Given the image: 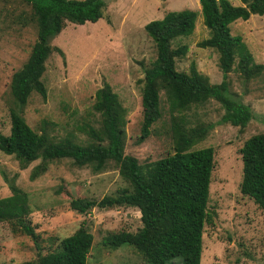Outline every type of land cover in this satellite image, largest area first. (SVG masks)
Listing matches in <instances>:
<instances>
[{
  "label": "rangeland",
  "instance_id": "374dc122",
  "mask_svg": "<svg viewBox=\"0 0 264 264\" xmlns=\"http://www.w3.org/2000/svg\"><path fill=\"white\" fill-rule=\"evenodd\" d=\"M102 1V15L95 22H66L51 39L50 44L61 51H52L44 61L41 81L46 89L45 98L32 92L21 115L33 131L39 133L42 127L51 141L72 134L73 140L83 142L88 139L80 127L99 126V115L92 104L95 91L107 84L126 111L123 153L135 157L139 163L159 159L173 152L169 112L162 90L159 119L142 142H135L141 124L144 70L155 58L154 45L143 25L161 18L167 10H195L192 33L171 41V47L187 46L184 56L175 59V69L188 72L192 63L209 83H219L222 74L216 53L197 46L198 41L208 36L198 13V0ZM229 1L241 4L240 0ZM29 13L30 5L24 0H0L1 134L8 133L9 110L14 107L8 92L10 76L26 60L35 39V25L29 21ZM229 28L232 35L241 37L254 61L264 65V13L250 15L246 20L236 19ZM226 80L230 95L247 105L252 113L243 128L218 122L223 109L214 99L182 112L188 126L211 124L205 137L192 146V149L207 146L213 149L207 200L210 220L203 226L199 264H264V211L239 192L238 151L249 136L264 131V75L246 81L232 70ZM39 161L21 168L12 155L0 151V197L9 194L10 179L27 193V218L39 239L37 249L30 237L12 233L7 222H0V264L35 260L38 254L51 251L81 223L92 235L87 264H147L127 244L108 248L101 242L106 235L134 232L140 227L136 208L94 206L86 213H78L68 206L70 197L98 201L127 187L111 161L101 170L93 171L90 166L74 165L70 158L53 159L42 174L29 180L30 169Z\"/></svg>",
  "mask_w": 264,
  "mask_h": 264
},
{
  "label": "trees",
  "instance_id": "16d2710c",
  "mask_svg": "<svg viewBox=\"0 0 264 264\" xmlns=\"http://www.w3.org/2000/svg\"><path fill=\"white\" fill-rule=\"evenodd\" d=\"M24 1L30 5L28 19L34 22L35 39L26 60L10 76L8 92L14 107L9 110L8 133H0V151L12 155L21 168L40 159L30 169L29 180L42 174L53 159L70 158L74 165L90 166L93 171L101 170L111 161L127 187L104 195L98 201L70 197L69 208L86 213L94 206L134 207L139 212L140 227L134 232L104 236L101 239L104 246L117 248L127 244L147 264H199L203 226L210 220L207 200L213 149L209 146L192 149V146L205 137L211 124L188 126L182 112L214 99L223 109L218 122L239 128L246 125L252 113L228 92L227 73L233 70L248 81L264 75V65L254 61L239 35L230 33L229 24L236 19L246 20L250 15H262L264 0H240V5H233L229 0H198V13L208 36L198 41L197 46L211 48L216 53L217 67L222 74L219 83H209L192 63L188 72L175 69V59L184 56L187 46L171 47V41L192 33L195 10H167L161 18L143 25L154 45L155 58L144 70L140 90L141 124L135 142H142L149 135L151 125L159 119V91L162 90L169 112L173 152L142 163L123 153L126 111L107 84L95 91L92 104L99 115V126L80 127L88 140L77 142L69 134L51 141L42 127L37 133L27 125L21 115L22 108L32 92L45 98L46 89L41 81L44 61L52 51H61L50 44L51 39L66 22H95L102 15L104 3L102 0ZM238 151L241 160L239 192L264 211V131L249 136ZM8 190V195L0 197V222H7L12 233L30 237L38 249L39 239L27 218V193L13 179L8 181ZM91 242V233L81 223L51 251L19 264H87Z\"/></svg>",
  "mask_w": 264,
  "mask_h": 264
}]
</instances>
